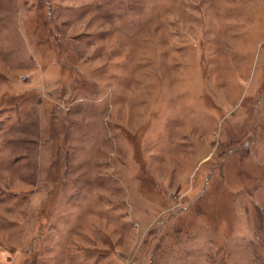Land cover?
Masks as SVG:
<instances>
[{
	"label": "rangeland",
	"instance_id": "obj_1",
	"mask_svg": "<svg viewBox=\"0 0 264 264\" xmlns=\"http://www.w3.org/2000/svg\"><path fill=\"white\" fill-rule=\"evenodd\" d=\"M0 264H264V0H0Z\"/></svg>",
	"mask_w": 264,
	"mask_h": 264
}]
</instances>
